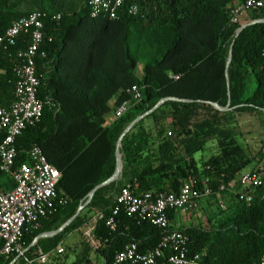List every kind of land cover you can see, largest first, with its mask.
<instances>
[{"label":"trees","instance_id":"trees-1","mask_svg":"<svg viewBox=\"0 0 264 264\" xmlns=\"http://www.w3.org/2000/svg\"><path fill=\"white\" fill-rule=\"evenodd\" d=\"M89 1L0 0V36L33 12L62 16L59 22L46 23L53 40L44 41L37 58L39 98L54 106L46 104L40 122L17 138L15 168L28 163L30 149L39 146L60 172L58 190L69 200L38 229L24 231L25 249L40 234L70 219L89 193L114 174L117 142L134 119L164 98L192 102H167L138 123L122 141L121 178L99 190L63 233L38 242L26 256L35 258L39 248L44 253L56 249L62 234L89 223L98 209L102 218L94 238L104 264H112L128 244H137L141 252L152 250L163 232L128 216L124 209L116 216V229L107 226L121 189L137 183V195L178 193L185 182L196 180L200 188L206 181L214 203L225 202L227 210L218 206L215 215H226L216 228L181 230L190 239L189 256H199V264L259 262L264 257V174L260 186L247 189L239 185V175L264 167V135L255 149L241 141L236 129L242 115H264V23L236 35L243 25L264 19V8L244 11L232 23L234 0H140L136 15L129 13L127 2L112 20L92 18ZM30 43L29 36H22L12 52L0 55V109L15 102V68L20 64L16 53ZM134 87L141 90L139 102L131 101L127 93ZM229 99L226 112L208 104L225 108ZM124 101H131L130 108L116 118L114 111ZM210 139L216 140L217 153L197 160L196 154ZM0 180L5 190L13 185L7 174ZM249 193L250 205L240 199ZM16 258L0 255V264ZM18 262L25 263L23 257Z\"/></svg>","mask_w":264,"mask_h":264},{"label":"built area","instance_id":"built-area-1","mask_svg":"<svg viewBox=\"0 0 264 264\" xmlns=\"http://www.w3.org/2000/svg\"><path fill=\"white\" fill-rule=\"evenodd\" d=\"M140 0H90V16L94 19L107 16L114 20L118 11L130 3L129 13H138ZM236 5L232 10V23H237L244 11L264 8L263 0H234ZM60 14L50 15L45 12H33L16 22L0 36V55L2 52H12L17 46L18 39L29 36L30 45L16 53L20 64L15 68L17 81L15 85V102L9 108L0 109V175L11 177L13 185L5 190L0 180V255L9 257L13 254L25 258V248L22 242L23 233L28 228L38 229L40 222L52 217L58 205H65L68 197L58 190L60 172L49 163L43 150L35 145L29 153V162L15 168L17 151L16 140L29 127L40 122L46 104L54 106L51 102L45 103L39 98L40 80L37 76V58L40 49L47 39L52 37L46 33V23L59 22ZM42 57L45 54L42 53ZM178 79V76H174ZM131 101L139 102L142 99L141 90L137 87L127 91ZM131 101H124L114 111V116L120 118L125 115ZM264 167L256 171L244 173L239 185L243 189L254 188L261 185ZM238 185V187H239ZM138 184L125 185L116 200L117 206L107 220L111 230L116 229V216L121 209L130 217L139 222H147L163 232L158 246L152 250L141 252L135 243L126 245L117 253L112 264H199V256H189V237L181 230L173 229L170 213L181 212L188 215L202 200L213 196V191L202 183V188L196 180L184 183L178 193H145L137 195L135 191ZM225 190L224 187L220 188ZM217 195H220L218 193ZM248 205L252 203V195H241ZM223 208V202H219ZM63 253V250H58ZM50 255L39 256L36 260L25 258L28 264H50ZM255 264H264V257Z\"/></svg>","mask_w":264,"mask_h":264},{"label":"crops","instance_id":"crops-1","mask_svg":"<svg viewBox=\"0 0 264 264\" xmlns=\"http://www.w3.org/2000/svg\"><path fill=\"white\" fill-rule=\"evenodd\" d=\"M140 75V73H139ZM112 116L109 115L108 118ZM234 191V190H232ZM218 198H221L220 195H217ZM206 200L200 201L195 207L192 213H189L188 215L183 214L181 212H174V214L171 217V225L173 229L182 230L184 228L190 227V226H201L202 221H206L204 217L199 218V214L203 213V216H205L206 211ZM209 201V200H207ZM102 218V212L100 209L95 211L92 214V219L89 221V223L84 224L83 226L79 227L76 230L68 231L60 237L59 243L56 247V249L44 253L42 248H39L37 251V256L33 259H30L26 256V252L31 249L30 246L28 249H25V258L29 260H36L39 256L49 254L50 255V264H75L76 262H84V264H104V259L101 254L98 252L99 244L94 238V230L96 223L98 220ZM203 218V219H202ZM201 221V223L199 222ZM190 225V226H189ZM65 231V230H64ZM63 231V232H64ZM61 232V233H63ZM60 233V234H61ZM59 234V235H60ZM58 236V235H57ZM80 236L86 237L87 241H82L80 239ZM56 237V236H55ZM51 239V238H48ZM46 240V239H44ZM42 241V240H40ZM39 241V242H40ZM69 243L70 246V253H72L73 259L70 260L69 255H66V251H64L61 246L62 244ZM38 244V243H37ZM36 244V245H37ZM32 245V244H31ZM34 247V246H33ZM62 249L63 253L59 254L58 250ZM20 257L16 258L13 262L14 264H28L23 257L25 263L18 262V259ZM36 264V262H35Z\"/></svg>","mask_w":264,"mask_h":264},{"label":"rangeland","instance_id":"rangeland-1","mask_svg":"<svg viewBox=\"0 0 264 264\" xmlns=\"http://www.w3.org/2000/svg\"><path fill=\"white\" fill-rule=\"evenodd\" d=\"M142 63L140 62L139 67L137 68V74L140 73L141 69H142ZM239 126L236 129V132L240 133L241 137V141L242 142H246L247 144H249L251 147L258 149L260 147V140L262 138V136L264 135V115L262 114H258V113H253L252 115H242L239 118ZM218 151V147H217V142L214 139H210L205 147L204 150L197 153L196 154V159L197 160H207L209 159L211 156L215 155ZM246 171H248V169L244 170L240 175L239 178L242 176V174L246 173ZM206 200V213L205 216H203V213L199 214V218L204 217L205 218V222L202 221V224H200L203 228H216L220 222L218 221V219H220L223 216H216L215 214L218 212V206L221 207V205L218 203L217 204L214 203V198L213 196H211L210 198H206V199H202L201 201ZM209 200V201H207ZM220 200V199H219ZM211 203V205H210ZM223 211L227 210V204L224 202L223 203V208H221ZM214 214V215H213ZM203 219V218H202ZM201 223V221H199ZM190 226V225H189ZM86 237L80 236L81 242L82 241H87V239H85ZM63 246H61V248L66 251V255H69L70 260L73 259L72 253H70V248L68 246L69 243L67 244H62ZM75 260V259H73Z\"/></svg>","mask_w":264,"mask_h":264},{"label":"water","instance_id":"water-1","mask_svg":"<svg viewBox=\"0 0 264 264\" xmlns=\"http://www.w3.org/2000/svg\"><path fill=\"white\" fill-rule=\"evenodd\" d=\"M257 23H264V19L262 20H257L254 21L252 23L249 24H245L243 25L241 28L238 29L237 31V35L236 37L248 26L257 24ZM235 41L233 42V44L231 45L230 48V52H229V58H228V63H227V68L232 60V51H233V46H234ZM230 97V94H229ZM167 102H179V103H191V100H185V99H178V98H174V97H169V98H164L161 99L159 102H157L149 111H147L146 113H144L141 116H138L136 119H134L123 131V133L121 134L118 142H117V146H116V168H115V172L114 174L107 179L106 181L100 183L99 185H97L87 196V200L85 203H82L78 210L76 211V213L70 218L68 219L64 224H62L58 229L51 231V232H46L43 234H40L38 237H36L31 245V247L35 246L40 240H44V239H48V238H53L57 235H59L61 232H63L65 229H67L78 217L79 215L90 205V203L92 202L95 194L115 183L116 181H118L121 176H122V171H123V160H122V154H121V145H122V141L125 138L126 135H128L133 128L140 123L142 120L146 119L148 116H150L151 114H153L156 110H158L160 107H162L165 103ZM209 105L213 106L215 109L222 111V112H226L229 110L230 104H231V100L229 99L228 101V105L225 108L220 107L218 104L216 103H208ZM10 264H14V262L10 263Z\"/></svg>","mask_w":264,"mask_h":264}]
</instances>
